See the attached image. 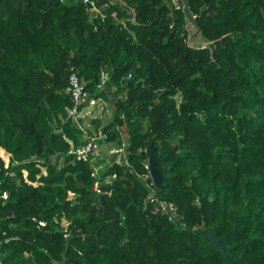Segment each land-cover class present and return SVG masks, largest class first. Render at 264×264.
<instances>
[{
  "label": "trees",
  "instance_id": "1",
  "mask_svg": "<svg viewBox=\"0 0 264 264\" xmlns=\"http://www.w3.org/2000/svg\"><path fill=\"white\" fill-rule=\"evenodd\" d=\"M91 1L0 0V262L224 264L212 231L233 264H264V0H189L198 45L181 0ZM72 71L110 100L94 124L129 165L69 153Z\"/></svg>",
  "mask_w": 264,
  "mask_h": 264
},
{
  "label": "built area",
  "instance_id": "2",
  "mask_svg": "<svg viewBox=\"0 0 264 264\" xmlns=\"http://www.w3.org/2000/svg\"><path fill=\"white\" fill-rule=\"evenodd\" d=\"M83 3L89 4L92 7V10L99 11L98 8L94 5L91 0H81ZM176 6L180 8L179 2H175ZM132 77V74H129V78ZM111 80V72L108 70H103L101 72V80L97 83L98 91H106L109 95L111 94L110 86L108 85ZM66 92L72 96L75 104L68 109V120L72 122V124L82 133L83 139L79 145H74L71 142V148L69 153L74 155L76 160H84V161H94V157L97 152L101 149V146L105 143L113 145L112 148L113 153L120 154L121 163L128 162L127 156V146L128 141L124 140L123 143L118 146L113 142L108 141V134L103 130L104 124L107 122L104 120L102 116V112L107 107L111 106L110 100H106L102 95H97L96 93H92L89 87L87 86V82L83 81L76 71H72L69 76V85L67 86ZM103 104L100 107V104ZM109 103V104H107ZM103 118V126L96 127L94 124V120L96 118ZM121 133L123 136H126L125 127H121ZM146 167L149 172L147 174V178H150L151 181L148 183V187L151 189V197L152 201H156L160 204V208L169 214V219L174 220L176 217L177 207L173 203H169L164 199H159L155 196L154 193V180L150 174V167L147 161ZM94 174L98 175L97 167L95 168ZM156 186V185H155ZM157 187V186H156ZM9 196L7 191L0 193V199L6 200ZM41 225H45L44 221H40ZM1 245V242H0Z\"/></svg>",
  "mask_w": 264,
  "mask_h": 264
},
{
  "label": "rangeland",
  "instance_id": "3",
  "mask_svg": "<svg viewBox=\"0 0 264 264\" xmlns=\"http://www.w3.org/2000/svg\"><path fill=\"white\" fill-rule=\"evenodd\" d=\"M173 2H178V0H173ZM187 31H188L189 40L193 42L194 44H197V45L200 44L201 34L199 33L197 27L190 21L187 22ZM102 106L103 104L101 103L100 107ZM102 116L105 121H109L111 117L113 116L112 108L107 107L106 105L105 109L102 112ZM113 147H114L113 145H110L108 143L103 144L101 146V149L97 152L96 156L94 157L93 160L95 161V166L97 167L99 174L106 172L113 163L121 164L120 154L113 153L114 152L112 151ZM115 147H116V144H115ZM61 225L66 230V228L69 225L68 220L63 219Z\"/></svg>",
  "mask_w": 264,
  "mask_h": 264
},
{
  "label": "water",
  "instance_id": "4",
  "mask_svg": "<svg viewBox=\"0 0 264 264\" xmlns=\"http://www.w3.org/2000/svg\"><path fill=\"white\" fill-rule=\"evenodd\" d=\"M181 1L184 4V10L187 13V16L190 22L193 23L197 27V25L195 24L194 18L191 17V14H190L189 0H181ZM147 152L149 153L148 164L150 167V174L154 180L155 185L158 188H160L162 186L163 173L161 172L159 168V160L154 154L153 144L149 145V147L147 148ZM206 236L208 239L211 240L213 247L223 257L224 264H233L229 257V253L227 252V245L229 244V242L227 241V242L222 243L221 239L217 237L212 231L207 232Z\"/></svg>",
  "mask_w": 264,
  "mask_h": 264
},
{
  "label": "crops",
  "instance_id": "5",
  "mask_svg": "<svg viewBox=\"0 0 264 264\" xmlns=\"http://www.w3.org/2000/svg\"><path fill=\"white\" fill-rule=\"evenodd\" d=\"M0 264H2V263L0 262Z\"/></svg>",
  "mask_w": 264,
  "mask_h": 264
}]
</instances>
